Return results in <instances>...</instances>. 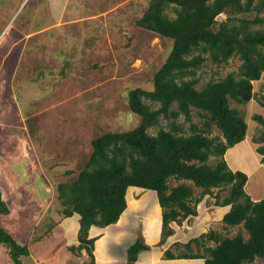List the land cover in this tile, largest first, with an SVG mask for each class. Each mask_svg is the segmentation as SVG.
<instances>
[{"label": "trees", "instance_id": "1", "mask_svg": "<svg viewBox=\"0 0 264 264\" xmlns=\"http://www.w3.org/2000/svg\"><path fill=\"white\" fill-rule=\"evenodd\" d=\"M263 12L264 0H148L136 25L172 45L153 75L151 88L136 87L128 92V109L139 117V124L128 131L93 138L91 153L76 179L59 183L54 191L63 217L79 215V246L75 250L87 253L88 264L94 262L95 239L88 238L90 227L103 228L119 220L127 207L128 187L156 193L161 208L159 245L173 234L172 223L196 215L191 204L205 196L214 199L215 207L230 206L222 217L226 227L241 226L248 234L247 238L242 232L228 237L210 231L200 236L203 243L193 239L175 244L187 253L175 256L166 250V259H203L204 264H251L256 258L264 259V199L251 200L244 189L246 174L232 171L224 159L225 151L243 141L247 132L243 112L231 107V101L247 103L254 95L252 82L264 72V32L254 28L264 24ZM222 14L226 18L218 22ZM232 58L240 61L236 73L196 88V71L205 62L220 67ZM259 101L264 104V97ZM194 110L201 124L193 123ZM162 118L168 121L165 128ZM253 119L264 129V117L254 115ZM151 128L156 129L154 134L148 133ZM214 128L219 131L217 136ZM260 136L264 140V130ZM258 153L264 161V147L258 148ZM170 181L177 184L170 185ZM191 185L201 188L198 197ZM8 211L0 195V213ZM205 242L214 246L204 247L200 253L198 248ZM32 243L20 244L0 228V245L7 248L10 264H24ZM192 243L197 248L195 254ZM149 249L139 232L127 249V264H134L138 254ZM68 250L74 252L72 247Z\"/></svg>", "mask_w": 264, "mask_h": 264}, {"label": "rangeland", "instance_id": "2", "mask_svg": "<svg viewBox=\"0 0 264 264\" xmlns=\"http://www.w3.org/2000/svg\"><path fill=\"white\" fill-rule=\"evenodd\" d=\"M70 4L61 18H55L48 0H0V195L9 210L0 213V228L20 244L36 239L40 249L33 252L39 250L41 255L56 252L63 245L74 248L72 254L77 258L70 259L61 251L44 264L90 263L85 251L75 250L79 246L78 231L77 237H63L67 226L60 224L64 218L54 191L59 183L76 179L91 153L93 138L128 131L139 124V117L128 109V92L136 87L151 88L153 75L172 45L170 40L155 37L136 25L148 0H71ZM260 16L264 19V12ZM225 18L222 14L217 21ZM254 28L264 32V24ZM239 66L237 58L220 67L205 62L196 71V88L236 73ZM249 105L231 101V107L244 112L251 108ZM192 115L194 124L202 123L197 111ZM167 124L162 118V127ZM183 127L188 131L187 123ZM155 132L154 128L148 130L150 134ZM218 134L214 128L213 135ZM175 184L170 181V185ZM191 186L194 197H198L201 188ZM219 194L224 196L225 192ZM191 206H195L196 215L171 225L173 243L167 245L168 237L167 244L159 245L160 235L152 247L162 246L177 256L187 252L175 244L193 239L203 243L200 236L210 231L228 237L242 232L247 238L241 226L226 227L222 223L230 206L215 207L209 196ZM134 222L132 225H137ZM138 225L135 240L139 232L143 234L141 222ZM207 246L214 244L205 242L198 251L202 253ZM114 250L116 261L112 264H122L123 257L117 247ZM191 252L197 253L194 243ZM0 264H10L8 250L2 245ZM251 264H264V259L256 258Z\"/></svg>", "mask_w": 264, "mask_h": 264}, {"label": "crops", "instance_id": "3", "mask_svg": "<svg viewBox=\"0 0 264 264\" xmlns=\"http://www.w3.org/2000/svg\"><path fill=\"white\" fill-rule=\"evenodd\" d=\"M70 3L71 0H48L50 12L53 13L55 18L57 15L59 18H61V16L66 13L67 8L73 5ZM87 18L88 17L84 18L83 20ZM263 77L264 72L259 80L252 82V94L254 95L250 101L246 103L248 105L251 104L249 105L251 108L249 110L246 109L245 112L242 109L245 122L247 124L245 139L233 147L228 148L224 153V159L232 171H240L246 174L247 182L244 189L253 201L264 199V161L261 159L262 155L258 153V148L264 147V141L262 142L258 140L260 135L258 133L263 128L253 119L254 115H260L264 117V104L259 101L260 97H264ZM245 116L250 119L247 120ZM125 199L127 207L115 224H111L103 228L92 226L89 229L88 238H95L92 251L94 257L93 264H112V261L115 263L116 260L114 259V248L116 249V247L118 255L123 257L122 264H127L125 260V258L127 259V249L136 241V230L139 229L138 224L140 222L142 224V235L146 245L150 247L151 245L157 243L160 238L161 208L158 204L156 193L154 191L145 190L138 187H128L125 194ZM147 200L150 202L148 204H144V202ZM130 202L135 203L130 205ZM131 211H133L134 214L130 213ZM135 217L136 220L134 219ZM63 218L64 219L60 224L63 222L62 225L67 226V230L63 229V237L65 238L66 236L68 237L70 235V237H74V235L77 237L76 234L79 230V215L73 214L71 217ZM66 220H71L72 222L66 225V223H64ZM132 221H137V225H132ZM174 236L175 235L170 236L167 239V245H171L173 243V240H170V238L172 239ZM32 240L33 238H30V241H27L26 244H29L32 242ZM113 242L115 243L116 247L114 246ZM76 243L79 244L77 241ZM36 245V243L30 244L29 256L23 257L24 264H44L49 261L50 258H53V254H60L61 251L68 255L70 259L77 258L72 253L69 254L70 252L68 247L65 246V248H63L64 245L58 247L56 252L49 251L47 255H41L39 250L33 252V250L39 248V246ZM162 246L160 248L151 246L149 250L141 251L138 254L134 264H204L203 259H166L164 257L166 248ZM81 252L84 254L83 251ZM69 258L67 259V262L69 261ZM62 261L66 260L63 259ZM59 263L61 264V261ZM83 263L86 264V262ZM62 264L64 263L62 262Z\"/></svg>", "mask_w": 264, "mask_h": 264}, {"label": "clouds", "instance_id": "4", "mask_svg": "<svg viewBox=\"0 0 264 264\" xmlns=\"http://www.w3.org/2000/svg\"><path fill=\"white\" fill-rule=\"evenodd\" d=\"M245 139V138H244Z\"/></svg>", "mask_w": 264, "mask_h": 264}]
</instances>
